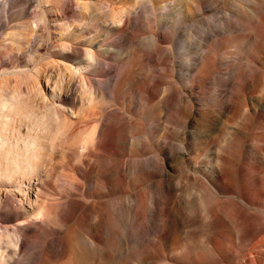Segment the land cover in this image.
Listing matches in <instances>:
<instances>
[{"label": "rangeland", "instance_id": "1", "mask_svg": "<svg viewBox=\"0 0 264 264\" xmlns=\"http://www.w3.org/2000/svg\"><path fill=\"white\" fill-rule=\"evenodd\" d=\"M48 1L0 0V100L30 101L37 115L48 111L50 106L67 115H72L70 109L79 113L83 89L69 68L74 69L79 59L86 58L84 54L69 51L72 45L92 49L99 59L97 65L89 67L84 61L80 63L93 88L100 85L107 94V81L128 69L125 68L128 64L135 71V83L122 89L117 102L105 96L96 101L99 107H108L110 111L122 109V116L127 119L122 121V133L104 146L101 159L90 157L92 163H98L103 176L93 179L84 192H69V198L78 200L80 211L62 221L60 226L65 224V227L58 229L63 233L55 235L57 240H67V251L65 254L57 251L46 258L41 253L36 259L33 255L30 258L26 249V255L24 252L22 255L33 263L30 260L28 263L27 258L23 260V256H15L18 259L15 263L23 260L22 264L25 261L27 264H195L197 260L216 258V253L205 251L216 242L224 246L231 237L240 246L248 243L246 237H241L247 223L237 216L239 206H228L232 221L219 220L213 216L216 212L221 216L213 195L185 179L188 172L193 177L200 175V171L208 176L213 192H219L222 182L210 176L212 166L200 164L195 168L189 158L204 149L205 143L218 132L239 129L249 137L264 135V103L255 104L256 96L261 94L258 84L264 82V0ZM127 9L134 10L135 17L137 14L133 29L128 28L124 33L109 31L111 12L119 15ZM33 82L40 86L45 98L35 93L38 88L33 87ZM176 85L182 86L186 98L181 109L166 112L162 109V97ZM226 95L234 105L242 97L253 103L257 107L256 116H251L250 109L244 113L239 108L218 112L214 103L230 99ZM201 110H204L202 116ZM93 111L94 114L84 119L88 123L97 116V109ZM4 119L0 120L3 123L0 122V135L19 141L24 133L22 122L11 124ZM180 128H184L187 139L185 163L160 149L166 159V176L158 163L139 173L140 163H149L157 152L153 145H147L159 140L164 131L171 129V133ZM249 143L235 134L226 147L241 154ZM42 150V158L38 159L41 174L32 183L44 188L41 203L56 205L68 194L69 179L74 178V166L77 167L81 156L60 147ZM172 152H180L178 146H173ZM246 152L249 157L243 160L241 168L247 176L258 171L264 180V167L250 151ZM257 155L262 157L261 150ZM77 156H80L78 161ZM86 167L82 165L83 170ZM162 181L165 184L161 189ZM250 181L249 199L261 200L253 188L257 183ZM4 190L10 205V211H6L10 214L17 208L20 193L14 188L1 187L2 195ZM137 194L147 198L141 216L133 205ZM229 195L228 191L219 194L222 198ZM256 207L248 205L247 210L251 213V208ZM80 213L83 220L78 217ZM165 222L170 227L168 236L161 232L160 226ZM257 228L260 233L250 242L264 238V225Z\"/></svg>", "mask_w": 264, "mask_h": 264}, {"label": "bare ground", "instance_id": "2", "mask_svg": "<svg viewBox=\"0 0 264 264\" xmlns=\"http://www.w3.org/2000/svg\"><path fill=\"white\" fill-rule=\"evenodd\" d=\"M81 5L85 6L86 4L82 3ZM110 15V22H108L109 25L107 29L111 32H125L128 28L133 29L132 27L134 26L132 25L134 24V21H136L135 18H137V14L135 17V11L132 9L124 10L119 15L115 12H111ZM68 50L75 55L84 54L86 58L85 61L79 59V62H76L74 69L69 68L72 73L71 75L79 81L80 87L83 89V92L80 95V105L82 110L80 111L79 109V113L78 111L77 113L75 112L76 109H70L72 115H67L58 107L50 106V109L48 108V111L46 110L47 112L45 111L41 115H37L33 110L34 105L32 102L30 103V101L0 100V120L5 118L4 121L7 120V122L11 124L18 123L16 121H19L20 123L22 122L21 124L24 128V133H22L23 135L19 138V141L15 139V141L11 140L6 137V135L2 136L3 134L0 135V188L4 187L5 189L8 188L10 190L11 188H14L20 193V199H17V208L13 209L14 211L8 214L6 210L9 209L10 211V205L6 201L7 193L4 190L5 192L2 195L0 191V264H18L15 263L18 260L17 258L20 256H23L22 259L27 258V256L24 257L26 255L24 252L26 249H29L30 251L28 256L33 255L35 258L41 253H43L42 255L45 258L49 257L53 253L55 255L57 251L60 254H65L68 249L67 240L65 238L57 240L55 235L60 234V231L62 230L61 228L65 227V224H63L62 227L60 226L63 223L62 221L66 220L69 216L77 215L80 211V204L78 203V200L76 202L69 198V192L73 193L75 190L84 192L85 188L90 187L89 184L93 182V179L103 176V171L99 167L98 163H94V161L92 163L90 157L93 156L97 160L101 159L104 146L109 143V141L113 142V140L122 133V121L127 119L124 115L122 116L124 113L122 109V113L118 112V109L110 111L108 107H99L97 102L99 101V98L102 99L104 96L111 101H119V95L122 94V91L135 83L133 80L135 78V71L129 68L130 65L128 64V67H125L128 69L124 71L122 70L121 74L117 73L110 81H107L108 93L106 94L100 85H98L99 87L93 88V86L90 85L91 79L88 80L83 72V69L80 68V63L83 61L86 62L88 67L93 66L94 63L97 65L99 62V59L92 52V49H82L79 45H72L68 48ZM32 85L33 87L38 88L35 93L45 98L43 90L41 88L39 89L40 86L34 82ZM258 86L259 90L261 89V94L256 96L257 102H255V104H261V106H263L264 82L258 84ZM181 88L177 85L173 86L171 90H169L167 94L162 97L161 102L163 104V108H161L163 110L168 112L170 110L173 111L179 108L181 109L180 106L186 98L185 95H183V90ZM229 98L230 99L227 100L223 99L224 101H221L222 99L220 101H215L214 105L216 106L218 112L226 113L230 112L232 108H239V110L244 113V111L250 109L253 112V115L251 116H256L257 107L253 105V103H247L246 99L242 97L241 100L235 104V106L234 103L231 102V97ZM94 108L97 109V116L94 118L92 117L90 123H88V121H85L84 119L94 114ZM203 111L204 110H201L199 112L201 113ZM202 115L203 114L201 113V116ZM17 127H19V125ZM156 127H160V124ZM167 132V130L164 131V133H162L163 135H160L161 138L160 136L158 137L160 138L159 140L157 139V141L147 145V147L153 145V148H155V151L157 152L155 153V157H153L154 154H152L153 160L149 163H140L138 166L139 173H144V171L151 168L154 163H158L164 177L166 176L164 162L166 159L163 157V153L160 149L167 151L168 156H178L179 159L183 160L185 163V158L187 156V139L185 137L184 128L175 129L171 133ZM231 133H233V135H239L240 139L246 138L250 141L249 145L242 149L243 153L235 154V150L232 151L226 147V142L233 138ZM191 138L194 139L193 137ZM173 146H178V150H180V152L173 153ZM205 146L206 147L204 149L197 151L195 156L193 154L194 157H190L189 161L193 163L195 168L200 164H210L214 169L210 176L213 177L214 175L213 178L216 179V181L222 182L220 191L213 192L210 187L211 183L207 180L208 176L202 174L200 171H198L200 175H195L193 177L188 172L186 174L185 181H190L197 188L213 195V199L218 203L219 210L221 212L220 217L217 212L213 213V216L219 220L220 218H224L225 220L228 219L232 221L228 206H230V204L239 206L237 216L239 219L247 223V229L241 237H246L248 243H244L240 246L237 244V241H234V238V240H231V237L228 239L229 243H227V245L223 246L219 242H216L212 247L209 246L205 249L208 253H216V258L213 261L209 259L202 261L197 260L195 264H264V238L261 237L263 239L261 240L259 237L261 242H250L257 238V234L259 232L257 226L259 224L264 225V180L261 177V173L258 171L253 175L249 174L247 176L246 171L240 166L243 160L249 157L247 154L248 152L245 153V151H250L253 154V157L257 159L258 164L264 167V135L256 134L255 137H249L239 129H237L236 132H218L213 135L211 141L205 143ZM56 147H60L63 150H70V153L75 151L73 153H77L76 155H80L81 157L79 156V158L77 156L76 158L77 161L79 158V164L77 167L74 166V178L69 179V187L66 188L68 194L65 196L63 195L60 202L56 205L47 206L46 204L40 202L43 198L42 189L44 188L42 185H34L32 183V179L39 176V173L41 172V161L39 162L38 159L40 157V152L43 151L42 149L53 150ZM260 150L262 153L261 158L257 155ZM70 156L73 157L71 154ZM40 158H42V155ZM82 165H86V169L83 170ZM237 168L239 174L237 172ZM73 172L74 171H72V173ZM236 173L239 175L238 177H236ZM250 180L257 183L256 187L253 188L260 195L261 200L259 201L249 199L248 189L250 188ZM24 181H26V184ZM164 184V181L159 183V188H164ZM93 188L96 190V187ZM227 191L230 193L229 196L223 198L219 196L222 192ZM146 199H144L141 194L134 196L133 205L134 208L137 206V214L140 216L145 208ZM248 205L251 207L256 205L257 207L251 208L252 212L250 213L247 210ZM113 211L114 208L112 213ZM81 214L82 213H80L78 217H80ZM113 214L115 215L116 213ZM81 219L83 220V218ZM111 220L112 219L108 217L109 224H112ZM57 223H59V225H57ZM163 224V226H160L161 232L163 235H167L170 232V227H168V222ZM58 227L61 230L58 229ZM110 228H112L111 225ZM114 235L115 233L112 236ZM108 237L111 239L110 236ZM241 237L239 238V241L241 240ZM84 242L87 244L90 243L86 239H84ZM199 247H201V245ZM23 252L25 255H22ZM15 256H17L16 259ZM23 260H21L22 262L20 261L21 263L19 262V264H22ZM29 260L31 261V259H28L27 262ZM27 262L25 261L26 264ZM31 262L33 263V261Z\"/></svg>", "mask_w": 264, "mask_h": 264}]
</instances>
